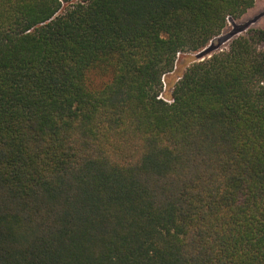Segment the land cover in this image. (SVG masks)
Segmentation results:
<instances>
[{"label": "trees", "instance_id": "trees-1", "mask_svg": "<svg viewBox=\"0 0 264 264\" xmlns=\"http://www.w3.org/2000/svg\"><path fill=\"white\" fill-rule=\"evenodd\" d=\"M255 3L0 0V264H264Z\"/></svg>", "mask_w": 264, "mask_h": 264}, {"label": "rangeland", "instance_id": "rangeland-1", "mask_svg": "<svg viewBox=\"0 0 264 264\" xmlns=\"http://www.w3.org/2000/svg\"><path fill=\"white\" fill-rule=\"evenodd\" d=\"M264 29V0H256L253 8H251L244 16L239 19H231L228 22V27L209 45L208 49L202 54L200 53H185L178 56V66L183 65L184 68L191 65L194 61L203 60L210 57L212 54L226 50L229 48L231 42L240 35H247L254 33L255 30ZM261 47H264V42H261ZM177 72H170L167 75L168 82ZM171 94L169 84L165 89V96Z\"/></svg>", "mask_w": 264, "mask_h": 264}]
</instances>
